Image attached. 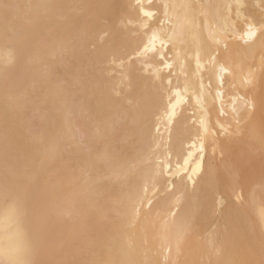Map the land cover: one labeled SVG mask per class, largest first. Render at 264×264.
Listing matches in <instances>:
<instances>
[{
	"label": "bare ground",
	"instance_id": "bare-ground-1",
	"mask_svg": "<svg viewBox=\"0 0 264 264\" xmlns=\"http://www.w3.org/2000/svg\"><path fill=\"white\" fill-rule=\"evenodd\" d=\"M0 264H264V0H0Z\"/></svg>",
	"mask_w": 264,
	"mask_h": 264
}]
</instances>
